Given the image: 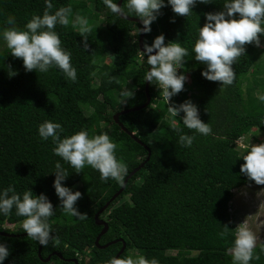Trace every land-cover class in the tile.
<instances>
[{
	"label": "trees",
	"instance_id": "16d2710c",
	"mask_svg": "<svg viewBox=\"0 0 264 264\" xmlns=\"http://www.w3.org/2000/svg\"><path fill=\"white\" fill-rule=\"evenodd\" d=\"M224 2H198L187 17L176 15L168 5L151 24V32L146 33L148 44L163 34L165 43L179 42L188 50L185 64L179 69L188 79L184 90L171 101L178 105L191 100L212 133L205 136L186 128L181 119L183 112L172 117L155 82L150 85L149 107L120 117L150 148L151 156L100 216L109 224L100 243L117 239L126 242V250L119 258L131 256L135 260L143 256L157 264H232L228 249L237 226L231 213L232 200L235 190L255 184L240 172L242 155L250 148H240L237 141L251 129L264 132V102L257 98L264 95V76L262 69H254V44L246 45V53L232 65L235 78L231 85L223 86L201 75L206 65L197 62L193 52L198 30L206 22L205 13L223 10ZM51 3L50 13L60 7L72 8L70 24H58L54 31L61 39V47L71 54L77 79H67L58 67L44 73L27 72L22 59L13 58L7 47L0 51V192L12 186L21 198L29 190L33 195L43 193L48 197L54 207L48 220L53 239L48 246H42V256L46 259L57 252L63 258L53 255L49 262H43L38 242L27 236L0 235V243L10 253L2 264H75V259L79 264H107L116 257L123 242L105 249L96 246L103 226L96 224L95 214L122 186L111 178L101 181L99 172L91 166L76 173L54 154L56 145L52 139L39 136L38 127L44 121L59 123L63 128L61 138L79 131H87L89 137L108 134L117 144V159L128 168L127 176L143 163L148 150L114 120L118 112L147 100L144 77L150 66L139 47L142 24L112 13L103 0ZM126 4L127 0H123L125 13L139 18L128 13ZM45 9L46 0H0V32L12 27L6 22L9 16L15 18L17 29L26 30V23L34 15L42 16ZM77 16L87 19L92 27L87 49L78 29L72 27ZM100 20L105 23V36L100 33ZM107 57L111 64L106 63ZM122 91L133 92L134 97L122 103ZM173 119H177L181 132L171 128ZM181 134L194 137L191 147L179 143ZM58 162L68 173L62 184L82 193L76 207L87 214L85 220L64 213L60 207L54 188ZM23 219L16 216L15 208L9 215L0 213V231L25 233ZM226 223L228 235L222 237ZM261 243L255 250L260 259L250 264H264Z\"/></svg>",
	"mask_w": 264,
	"mask_h": 264
},
{
	"label": "clouds",
	"instance_id": "9594fccd",
	"mask_svg": "<svg viewBox=\"0 0 264 264\" xmlns=\"http://www.w3.org/2000/svg\"><path fill=\"white\" fill-rule=\"evenodd\" d=\"M208 4L212 0H127L128 13H134L143 24L139 33H150L151 24L161 14V9L170 5L172 11L178 15L187 17L191 14L197 3ZM105 6L114 14L125 15L121 5L113 0H103ZM51 0H46V9L43 15H34L25 25L26 30H19L14 25L15 18L9 16L7 24L12 26L0 32L2 40L10 50L13 58L22 59L25 71L35 70L41 73L47 72L52 67H58L67 79L73 82L77 79L75 68L71 65V54L61 47V39L54 31L56 25L67 27L70 24L69 16L72 14L71 6L60 7L54 13ZM238 16V18H237ZM206 22L199 27L198 38L195 41L193 52L197 62L206 65L201 75L211 82H219L223 86L231 85L235 78L232 65L239 57L246 53V45L254 44L262 47L260 37L264 35V0H225L223 10L205 13ZM171 22H175L174 18ZM73 28L83 37V47L88 48V34L92 27L87 19L77 16L71 22ZM179 35V34H178ZM143 56H146L150 69L145 73L144 80L158 86L163 99L168 103V110L172 117L177 118L181 112L183 125L202 135L212 133L211 126L203 122L199 116L198 107L191 101L185 100L180 104H172L171 98L184 90L188 79L178 69L183 68L188 50L179 42L169 41L165 43L163 34L157 35L151 44L146 41L143 45ZM125 99L133 98L134 93L122 91L120 94ZM264 102V95L257 97ZM171 128L181 132L177 119H173ZM63 128L59 123L44 121L38 127L39 136L43 140L52 139L56 147L54 154L61 157L75 170L81 173L85 166H91L100 174L101 181L110 178L124 185L128 174L127 166L119 161L115 155L117 144L108 134H98L89 137L87 131H79L70 136L61 138ZM194 137L186 134L179 136V143L185 147H191ZM244 163L240 165V172L250 182L264 186V143L253 144L246 154L242 155ZM55 193L60 199V207L64 213L77 217L80 220L87 219L86 213H81L76 202L82 198L80 191H72L62 184L68 173L58 162L55 166ZM250 186V185H249ZM15 208V214L23 217L21 227L27 233V237L38 242L44 247L53 239L48 220L54 214L53 204L48 197L41 193L36 196L31 190L25 191L22 198L15 192L12 186L0 192V213L11 214ZM230 223V222H229ZM229 224L226 223L220 233L222 237L228 235ZM58 242V240H57ZM258 237L244 224L236 226L234 240L228 249L232 264H250L260 255L256 254ZM260 253H264V243L260 244ZM9 249L0 243V264L8 257ZM107 264H157L154 259L148 261L143 256L133 259L113 257Z\"/></svg>",
	"mask_w": 264,
	"mask_h": 264
},
{
	"label": "rangeland",
	"instance_id": "374dc122",
	"mask_svg": "<svg viewBox=\"0 0 264 264\" xmlns=\"http://www.w3.org/2000/svg\"><path fill=\"white\" fill-rule=\"evenodd\" d=\"M98 24L101 35L105 36L106 30L104 20H100ZM260 40L261 45H264V35L260 37ZM5 47L4 42L0 40V51ZM255 47L257 61L254 69L257 67L262 69V75L264 76V46ZM106 63L111 64L109 57L106 58ZM250 80L252 82L253 77H251ZM242 86L247 88L246 83H242ZM167 117H169V115H167ZM259 143H264V132H259L255 128L251 129L245 137L237 141L240 148H250L253 144ZM139 182H141V180ZM77 189L79 190V186ZM231 213L236 225L244 223L249 230L258 237L257 244L264 242V186L253 184L235 190L231 205ZM7 227L14 228L15 225L7 224Z\"/></svg>",
	"mask_w": 264,
	"mask_h": 264
},
{
	"label": "water",
	"instance_id": "95a60500",
	"mask_svg": "<svg viewBox=\"0 0 264 264\" xmlns=\"http://www.w3.org/2000/svg\"><path fill=\"white\" fill-rule=\"evenodd\" d=\"M119 5H121L122 7V4H123V0H119L118 3ZM121 18L123 19H126L128 21H135V22H138L140 24H142V22L140 21L139 18H135V17H132V16H129L125 13L124 16H120ZM142 27H143V24H142ZM145 36L146 34L145 33H141L140 34V38H139V47H140V51H143V45L145 43ZM150 69V67H149ZM148 69V70H149ZM150 85L151 83L150 82H147L146 81V86H145V93H146V96H147V100L144 104L140 105V106H135V107H132V108H128V109H124L120 112H118L117 114H115L114 116V120L115 122L122 128V130L124 132H126L129 136H131L136 142H138L139 144H141L142 146H144L149 154H148V157L147 159L141 163L136 169H134L128 176L127 178L124 180V185L120 188L119 191H117L108 201L107 203L95 214V221H96V224L99 225V226H103V229L101 230L100 234L97 236L96 238V246H98L99 248L101 249H105L113 244H116L118 242H123V245H122V248L121 250L118 252V254L116 255L117 258H119L123 253L124 251L126 250V242L123 240V239H117V240H113L111 242H108L107 244H101L100 243V240L102 238V236L107 233L108 229H109V224L106 220L104 219H101L100 216L101 214H103V212H105V210H107L109 208V206L123 193V191L126 189V186L128 184V181L138 172L140 171L146 164V162L149 161L150 159V156H151V150L150 148L144 144L141 139L139 137H137L132 131H130L127 126H125V124L120 120V117L124 114H127V113H131V112H135V111H140L142 109H145L147 107H149V105L151 104L152 102V97H151V92H150ZM0 235L1 236H7V237H15V236H27V233H22V234H14V233H8V232H5V231H0ZM42 246L43 245H40L39 246V252H38V255H39V258L43 261V262H49L52 258L53 255H58L59 257L63 258L62 254L61 253H53L51 255H49L46 259L43 258L42 256ZM75 262V264H79V261L77 259L73 260Z\"/></svg>",
	"mask_w": 264,
	"mask_h": 264
},
{
	"label": "built area",
	"instance_id": "2783aa9c",
	"mask_svg": "<svg viewBox=\"0 0 264 264\" xmlns=\"http://www.w3.org/2000/svg\"><path fill=\"white\" fill-rule=\"evenodd\" d=\"M178 73H179V69H178ZM159 89V88H158ZM159 91L161 92V90L159 89ZM161 100H164L163 99V95H162V92H161ZM165 101V100H164ZM166 102V101H165ZM167 103V102H166ZM168 104V103H167Z\"/></svg>",
	"mask_w": 264,
	"mask_h": 264
}]
</instances>
